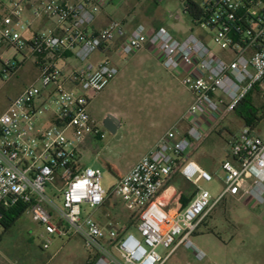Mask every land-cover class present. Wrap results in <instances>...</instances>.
<instances>
[{
    "label": "built area",
    "instance_id": "2783aa9c",
    "mask_svg": "<svg viewBox=\"0 0 264 264\" xmlns=\"http://www.w3.org/2000/svg\"><path fill=\"white\" fill-rule=\"evenodd\" d=\"M111 1L0 0V46L21 55L28 48L41 56L35 80L0 104V210L25 205L45 229V248L56 235L79 237L94 257L92 264H162L180 246L202 259L206 253L193 236L219 202L228 195L249 196L264 205V137L255 128L245 124L228 140L232 159L222 163L225 177L216 195L201 186L213 180L212 172L193 160L180 162L256 86L264 94V0H196L202 11L192 19L214 33L222 54L205 36L179 38L163 26L139 22L128 29L124 20L112 18L94 29ZM119 39L126 55L142 48L157 52L193 100L108 193L101 169L82 162L79 146L88 135H104L106 128L88 106L119 67L106 55L65 74L54 58L70 51L77 60L88 61L97 51L107 54ZM21 64L20 59L0 57V90ZM176 170L197 185V192L173 213L165 207L164 193ZM57 180L63 184L54 196L61 197V205L48 193ZM110 195L134 213L132 226L139 236L120 220L99 223L94 213ZM159 246L167 249L164 256Z\"/></svg>",
    "mask_w": 264,
    "mask_h": 264
},
{
    "label": "rangeland",
    "instance_id": "374dc122",
    "mask_svg": "<svg viewBox=\"0 0 264 264\" xmlns=\"http://www.w3.org/2000/svg\"><path fill=\"white\" fill-rule=\"evenodd\" d=\"M106 11L113 18L124 20L130 27L142 22L153 27L163 26L180 38L191 33L205 36L208 45L215 52H224L215 43L214 33L209 29H205V32L194 23L185 10V0H114ZM24 55L5 45L0 46V57L17 58L22 62L13 78L1 87L0 104L3 97L18 93L37 76L36 62L41 56L31 54L28 48L24 50ZM106 55L97 51L88 61L74 59L71 65L83 66L88 62L96 64ZM110 55L118 65L119 73L103 90L95 94L88 108L99 126L103 125V119L109 114L116 116L121 123L115 133L106 128L103 136L87 141L80 149L81 160L85 165L101 169L102 185L108 193L112 192L119 181L118 173L136 163L152 141L180 119L193 98L192 92L182 84L180 77L169 72L162 64L157 52L151 53L147 48H142L132 55H126L122 49L115 48ZM63 62L61 60L58 67L67 73L68 67L65 68ZM253 102L261 108V115L264 110V94L254 90ZM241 109H244L243 105L223 116L216 125L217 130L204 140V145L198 147V159L214 175L212 181H202L201 186L213 194H217L223 187L225 172L222 161L229 158L228 138L245 125L240 115ZM255 131L264 137V119L256 126ZM105 161L110 162L113 168L105 164ZM62 184L61 180L51 183L48 186L49 195L54 198L59 195ZM55 199L58 204H62L61 197ZM84 208L87 212L93 211L88 205H84ZM128 211L119 197L110 195L94 215L97 218L109 216L125 223ZM204 221L193 240L206 253L205 257L198 259L191 249L180 246L162 264H264V232L255 233V229L264 231V226L248 216L244 205L230 198L223 199ZM131 228L135 234L140 235L134 227ZM2 230L0 225V231ZM43 232L44 227L34 221L30 212H25L17 224L3 236L0 250L11 251L20 247L15 254L16 260L23 261L24 264H88L90 252L85 250L79 237L55 236L51 246L45 249L43 236L46 235ZM28 236H31L29 239L34 244L32 249L26 240ZM62 242L67 245L54 255ZM259 244L261 246L257 247ZM69 246H75L78 250L71 252ZM158 250L163 256L167 252L164 246H159ZM8 254L13 255L10 252Z\"/></svg>",
    "mask_w": 264,
    "mask_h": 264
},
{
    "label": "crops",
    "instance_id": "0c3cea01",
    "mask_svg": "<svg viewBox=\"0 0 264 264\" xmlns=\"http://www.w3.org/2000/svg\"><path fill=\"white\" fill-rule=\"evenodd\" d=\"M112 1H114V0H112ZM112 1L105 7V9L99 14V16H98V18H97V20L95 21V23H94V29H99V28H101V27H103L110 19H112L113 17L112 16H110V14L106 11L107 10V7L112 3ZM43 21H46V19L44 18L43 19ZM128 27V29H131L132 27H130V26H127ZM157 27H159V26H157ZM180 38V37H179ZM121 42H122V40L121 39H119V40H117V41H115L113 44H112V47H111V49H109L108 50V52H107V55L111 58V53L115 50V48L116 49H120L121 50ZM148 50H150V49H148ZM151 51V50H150ZM151 53H152V51H151ZM77 60L74 56H73V53L72 52H70V51H66L65 53H63L61 56H58V57H56V58H54V61L56 62V64L58 65V63L62 60V61H64L63 62V66H65V68L66 67H68V70L70 71V69L72 68V67H75V66H78V64H72L71 65V63H72V60ZM103 60V59H102ZM112 60V59H111ZM101 60H98L97 61V63L98 62H100ZM113 61V60H112ZM114 62V61H113ZM77 63V62H76ZM96 63V64H97ZM115 63V62H114ZM68 71V72H69ZM64 72V71H63ZM67 72V73H68ZM170 72V71H169ZM65 74H67L66 72H64ZM172 73V72H171ZM175 76H177L175 73H173ZM71 86V85H70ZM23 90V88L18 92V93H16V94H13V95H7V96H5V97H3V99H2V102L1 103H5L6 101H7V99H9L10 97H12V96H15V95H17V94H19L21 91ZM192 100H193V98H192ZM192 102V101H191ZM190 102V103H191ZM190 105V104H189ZM46 120V122L47 123H49L50 121H51V119L50 118H47V119H45ZM121 123V122H120ZM120 123H119V126H120ZM206 124V126L208 127L209 126V123H205ZM215 130H217L216 129V127L212 130V131H210L209 133H208V135H207V137L205 138V140L206 139H208L210 136H211V134L215 131ZM165 133V132H164ZM163 134V133H162ZM161 134V135H162ZM161 135H159L158 137H156L153 141H152V143L149 145V147L147 148V150L144 152V153H146L147 151H149L150 149H151V147L157 142V140L160 138V136ZM232 135L233 134H231V136L228 138V140L232 137ZM99 136H95V135H88L86 138H85V140H84V142L79 146V151H80V149H81V147L82 146H84V144L87 142V141H92V140H95L96 138H98ZM205 144V141H203L202 143H201V145H204ZM200 145V146H201ZM81 152V151H80ZM81 158H82V154H81ZM228 159H232V158H227V159H223V161H225V160H228ZM187 160H193V161H195L197 164H199L201 167H203L204 169H206V170H208L206 167H205V164H204V162H202V161H200L199 159H198V147L197 148H192V149H190L189 151H187L185 154H183L181 157H180V162H181V164H183V163H185ZM222 161V162H223ZM221 162V163H222ZM105 164H109L110 165V162H108V161H105ZM135 163H133L131 166H129V168L127 169V170H125L124 172H119L118 173V178H120L122 175H124L125 173H127L130 169H131V167L134 165ZM110 167L111 168H113L112 167V165H110ZM209 171V170H208ZM196 192H197V185L195 184V183H193L192 181H189L179 170H176L174 173H173V175H172V177H171V179H170V181H169V183H168V185H167V187H166V191H165V193H164V196H166V202H165V207L167 208V209H169L171 212H173V213H175V212H177V211H180V210H182V209H184L188 204H189V202L192 200V198L194 197V195L196 194ZM214 195H216V194H214ZM227 198H230L231 200H233V201H235V202H237V203H240V204H242V205H244L245 206V208L247 209V211H248V216L249 217H252V219H254V222H257V223H259L260 225H263L264 226V207L262 206V205H259V204H257V203H255V202H253V200L249 197V196H244L242 199H239L237 196H231V195H228V196H226L225 198H224V200L225 199H227ZM26 212H28V211H26ZM211 213V212H210ZM209 213V214H210ZM22 217V216H21ZM20 217V218H21ZM20 218L17 220V222L20 220ZM111 218L108 216V217H106V216H100L99 218H98V221H99V223L102 225V226H106L107 225V223H108V221L110 220ZM135 220H136V218L134 217V213L132 212V211H128V219H127V222H125V224H126V228H128V229H132L131 227H133L132 226V224L135 222ZM205 220V219H204ZM35 221V220H34ZM17 222L12 226V227H14L16 224H17ZM37 222V221H36ZM205 221H203L202 222V224L204 223ZM201 224V225H202ZM1 225V224H0ZM200 225V226H201ZM2 226V225H1ZM200 228V227H199ZM10 231V230H9ZM198 231L199 230H197V232L195 233V235L198 233ZM261 232H264V231H262L261 229H255V233H257V234H261ZM43 233H45V229H44V232ZM42 233V234H43ZM41 234V235H42ZM194 235V236H195ZM33 236V235H32ZM56 236H58L59 238H62V237H60L59 235H56ZM55 237V236H54ZM29 238H31V236H28V238L26 239V240H28L29 241V243H30V246H31V249L34 247V244H33V242L29 239ZM80 240H81V242H82V244H83V246H84V248H85V250L86 251H88L87 249H86V246H85V244H84V242H83V240L81 239V238H79ZM264 242V239L262 240V243ZM51 243H52V241L50 242V245H49V247L51 246ZM44 244V243H43ZM261 244V243H260ZM257 245V247H260L261 245ZM64 245H67L66 243H64V242H62V244H60L58 247H57V250L54 252V255H56V253H59L60 251H62L63 250V246ZM49 247H47V248H49ZM43 248H45L44 247V245H43ZM264 248V247H263ZM46 249V248H45ZM20 250V247L18 248H14V249H12L11 251H9V250H7V249H5V250H0V264H24L25 262H23V261H17L16 259H17V256L15 255L18 251ZM22 250V249H21ZM24 250V249H23ZM69 250L71 251V252H75V251H77L78 249H76V247L75 246H69ZM263 251H264V249H263ZM8 252H10V253H12L13 255L12 256H10V254H8ZM88 254V253H87ZM53 254L51 255L52 257L54 256ZM35 256V255H34ZM87 258H88V255H86V262H87Z\"/></svg>",
    "mask_w": 264,
    "mask_h": 264
},
{
    "label": "trees",
    "instance_id": "16d2710c",
    "mask_svg": "<svg viewBox=\"0 0 264 264\" xmlns=\"http://www.w3.org/2000/svg\"><path fill=\"white\" fill-rule=\"evenodd\" d=\"M202 7L196 0H186V12H188L191 17H195L196 14L201 13ZM254 90H259L256 86L252 91H250L239 103L238 107L239 109L241 105L244 106V109L240 110V115L242 119L244 120L245 124L251 126L252 128H256V126L264 119V110L259 115V112L261 110L260 107H258L253 102V93ZM264 108V105L262 106ZM26 206L22 204H17L15 206L10 207L9 209H1L0 210V224L3 227V230L0 231V241L2 240L3 236L12 228V226L17 222V220L26 212ZM93 255L90 253L89 255V262L88 264H92L93 262Z\"/></svg>",
    "mask_w": 264,
    "mask_h": 264
},
{
    "label": "water",
    "instance_id": "95a60500",
    "mask_svg": "<svg viewBox=\"0 0 264 264\" xmlns=\"http://www.w3.org/2000/svg\"><path fill=\"white\" fill-rule=\"evenodd\" d=\"M102 123L110 132L115 133L119 127L120 120L116 116L109 114L103 119Z\"/></svg>",
    "mask_w": 264,
    "mask_h": 264
}]
</instances>
